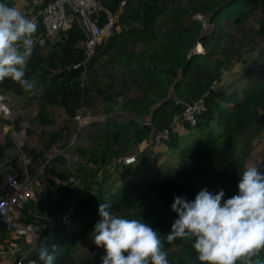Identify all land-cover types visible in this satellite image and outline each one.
<instances>
[{
    "label": "trees",
    "instance_id": "trees-1",
    "mask_svg": "<svg viewBox=\"0 0 264 264\" xmlns=\"http://www.w3.org/2000/svg\"><path fill=\"white\" fill-rule=\"evenodd\" d=\"M55 1L30 0L25 15L32 9L37 32L43 31V12ZM97 3L94 20L99 26L104 27L111 16L117 20L111 35L91 56L82 45L87 36L75 23L56 44L36 45L27 61L25 78L40 88L30 99L38 105L33 124L40 130L41 150L23 147V155L33 165L30 174L36 175L35 167L46 152L70 139V123L83 109L93 108L97 100L105 107L120 105L133 121L111 119L95 123L87 134V143L72 150L83 163L70 169L65 156L56 158L46 171L50 178L37 179L36 201L23 206L19 219L39 227L43 234L32 258L43 264L39 250L47 245L56 255L55 264H73L72 251L93 234L100 219L99 204L107 203L113 215L146 222L157 230L169 264H201L193 248L195 238L167 242L166 236L178 218L171 205L178 195L194 200L203 188L213 193L224 190L225 199L239 192L238 183L247 169L253 143L264 127V81H252L240 91L220 84L233 63L242 60L240 51L232 49L234 40L229 30L242 28L253 13L264 9V0ZM199 16L207 19L214 30L206 32V24ZM199 43L219 56L209 52L192 54ZM77 65L80 66L74 69ZM28 92L10 78L0 82V93L5 96L24 97ZM172 93L175 99L171 98ZM199 101L205 108L192 126L183 120V115L187 106ZM55 108L63 111L65 121L59 131H49L57 123ZM0 121L7 124L6 120ZM20 122L21 118L18 128ZM180 130L190 135L195 132L194 144L182 147ZM165 132L168 136L163 139V146L180 149L179 166L169 164L163 176L152 170L132 183L125 181L128 172L113 189L109 185L113 181L109 167L119 161L121 165L134 149ZM28 134L34 136L37 131L29 130ZM242 135L248 142L240 151L238 140ZM14 147L10 134L0 141V160H7L5 169L0 170V196L6 195L7 177L20 183L25 178L20 166L23 156L10 158ZM263 167L264 160L257 165L260 170ZM71 205L76 207L73 227L58 221ZM9 240V230L0 219V250L6 248ZM97 262L102 264L101 259ZM252 264H264V250L253 258Z\"/></svg>",
    "mask_w": 264,
    "mask_h": 264
},
{
    "label": "clouds",
    "instance_id": "clouds-1",
    "mask_svg": "<svg viewBox=\"0 0 264 264\" xmlns=\"http://www.w3.org/2000/svg\"><path fill=\"white\" fill-rule=\"evenodd\" d=\"M37 31L34 20L17 8L0 3V82L10 78L25 91L33 89L32 82L25 78V70ZM23 147L20 152L25 158ZM238 189V194L228 199L224 190L213 193L207 188L191 201L176 196L171 208L178 218L166 236L167 242L195 238L193 248L201 264H252L253 258L264 250V172L248 167ZM109 208L107 203L99 204L100 219L93 231L95 245L105 253L100 258L102 264H169L157 230L146 222L113 215ZM39 260L55 264L56 255L45 245L39 250Z\"/></svg>",
    "mask_w": 264,
    "mask_h": 264
},
{
    "label": "rangeland",
    "instance_id": "rangeland-1",
    "mask_svg": "<svg viewBox=\"0 0 264 264\" xmlns=\"http://www.w3.org/2000/svg\"><path fill=\"white\" fill-rule=\"evenodd\" d=\"M37 1V0H34ZM30 0H3L0 1V3L7 4L8 6H12L20 10L23 14H26V12L30 7ZM32 10V9H31ZM30 10V11H31ZM29 11V12H30ZM201 20H204L206 26L205 28L208 29L206 32H211L214 30V26L209 24L208 20L204 17H201ZM230 29V28H228ZM233 34V50L240 51L242 60L235 61L233 63L232 68L229 72H227L222 80V83L220 84L221 87H233L232 89H237V91H240L244 89L248 84H250L252 81H264V9L258 12L253 13L251 19L246 21L242 28L237 29H231L229 30ZM198 46L202 47L201 52L198 54H205L206 52L212 53L216 56H219V53L214 52V50L211 48L210 50H205L202 43H199ZM224 46V45H223ZM199 47H196L199 49ZM40 91V88L35 84L33 85V89L27 93L24 97H16V96H9V103L10 106L19 114L18 120L21 118V121L24 122L27 127L24 135V143L25 146L29 145L31 148H35L38 150H41V142L39 140V129L33 124V118L37 112V103L32 102L30 99L31 96H36L38 92ZM35 94V95H34ZM54 115L57 119V123L49 127L47 130L49 131H59L61 128L62 123L65 121V117L62 110L59 109H53ZM83 116L91 115L94 118L102 119L105 118V120H111L116 119L120 121L124 120H132L131 115H128L126 112H124L120 105H113L111 106H104L101 100H97L94 107L87 110L83 109L81 111ZM134 119V118H133ZM133 121V120H132ZM149 123V121H145ZM76 121H72L70 123V127L72 128V133L77 128ZM29 130H36L37 134L34 136H31L28 134ZM93 128L86 127L78 142V146H84L87 143V134L89 132H92ZM18 132V131H17ZM194 133L183 135V138L181 140V146H190L194 144L195 137ZM11 133H7V125L2 124L0 121V141L2 142L6 136ZM12 138V137H11ZM240 140H238V145L240 147V151L244 149L245 144L248 142V139L246 136L242 135L240 136ZM69 139V138H68ZM67 139V140H68ZM264 140V135L262 137ZM13 140V138H12ZM59 143L55 145L50 151L52 150H60L64 148V143ZM69 141V140H68ZM14 142V140H13ZM15 147L10 150V158H13L15 156L21 155L19 147H17L16 143L14 142ZM164 144L149 141L141 144L136 149H134V153L132 155V152L126 157H135L136 163L127 165L125 163L124 159L122 161V164L119 165L121 162H114L112 166L109 167V172L113 176V181L109 184L112 185L113 189H116L120 182L122 181V176L128 172L130 174L128 177H126V182L132 183L136 180V178L142 177V175L148 174L150 171L154 172H160V176L164 175L165 167H167L169 164L172 166H179V150H173L171 148H168L166 146H163ZM264 145V142L261 144ZM73 150V149H72ZM72 150L67 152V156L64 157L65 161L67 162L66 167H69L70 169H75L77 167L78 163H83L84 161L79 158ZM50 151L46 152L45 155L42 157V159L39 161V163L36 165V175L32 176L30 174V166H33L30 161L27 158L22 157V161L20 163L21 169L24 170V181L23 186H28L31 188L35 193L36 188L39 186L37 179L39 178H50L49 175H47L46 171L47 169L53 164V162L57 159L62 158L57 157L54 158L50 164L47 166L46 169L43 171L41 170L42 162ZM22 156V155H21ZM7 160H0V170L5 169V164ZM6 184V183H5ZM78 184V182H77ZM2 186V185H1ZM3 186H5L3 184ZM43 190H39L40 192ZM93 234L86 238L81 240L78 245L75 247V249L72 251L71 255L74 260L73 264H99L97 260L103 256L104 250L102 248H98L94 241H93Z\"/></svg>",
    "mask_w": 264,
    "mask_h": 264
},
{
    "label": "built area",
    "instance_id": "built-area-1",
    "mask_svg": "<svg viewBox=\"0 0 264 264\" xmlns=\"http://www.w3.org/2000/svg\"><path fill=\"white\" fill-rule=\"evenodd\" d=\"M97 9V0H56L54 3H51L43 12V31L34 34V47L36 45L48 47L56 44L77 23L83 28L87 36L86 42L82 45L86 49L87 54L91 56L96 47L111 35L117 20L116 16H111L104 27L99 26L94 20ZM26 16L37 23L36 16H34L32 10ZM195 50L198 49L195 48ZM79 66H75L74 69H77ZM171 98H176L175 93L171 94ZM204 108L203 101L187 106L183 120L192 126L196 125L198 117L202 114ZM0 118L7 121V124H5L7 125V133H11V137L17 147L22 151L27 125L21 122L18 128L19 114L10 106L8 96L1 93ZM75 121L78 126L68 144H66L65 148L52 150L47 153L42 162V171L47 168L54 158L62 155L67 156L66 153L77 144L81 132L86 127L104 122L105 118L98 119L91 115L83 116L82 113H79L75 117ZM167 136L168 132H165L156 135L151 141L163 144V139ZM125 159L127 165L136 163L135 157ZM261 171L264 172V167ZM23 184L12 176L7 177L6 195L0 196V219L5 223L10 233V240L7 242L6 248L0 250V260L2 258L6 259V264H39L32 258V255L39 249L44 239L41 229L35 225H28L19 221L23 206L30 200L36 201V195H34L33 190L28 186L24 187ZM75 213L76 207L75 205H71L59 215L58 221L63 225L70 224L73 227L74 224H71V220Z\"/></svg>",
    "mask_w": 264,
    "mask_h": 264
},
{
    "label": "crops",
    "instance_id": "crops-1",
    "mask_svg": "<svg viewBox=\"0 0 264 264\" xmlns=\"http://www.w3.org/2000/svg\"><path fill=\"white\" fill-rule=\"evenodd\" d=\"M180 133H181V130H180ZM186 134H188V132L183 131L181 133V136L183 137V135H186ZM263 135H264V127L262 129V132L257 136L255 142L253 143V151L251 152L250 157L246 162L247 168L257 167V165L264 160V145H261L264 142V140L262 139ZM0 264H6V259L2 258L0 260Z\"/></svg>",
    "mask_w": 264,
    "mask_h": 264
},
{
    "label": "water",
    "instance_id": "water-1",
    "mask_svg": "<svg viewBox=\"0 0 264 264\" xmlns=\"http://www.w3.org/2000/svg\"><path fill=\"white\" fill-rule=\"evenodd\" d=\"M196 53H199V52H197V50H194V51L192 52V54H196Z\"/></svg>",
    "mask_w": 264,
    "mask_h": 264
},
{
    "label": "bare ground",
    "instance_id": "bare-ground-1",
    "mask_svg": "<svg viewBox=\"0 0 264 264\" xmlns=\"http://www.w3.org/2000/svg\"><path fill=\"white\" fill-rule=\"evenodd\" d=\"M201 49H202V47H201ZM201 49H200V47H199V49L197 50V52H201Z\"/></svg>",
    "mask_w": 264,
    "mask_h": 264
}]
</instances>
